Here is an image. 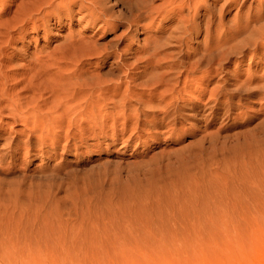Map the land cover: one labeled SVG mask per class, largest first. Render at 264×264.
<instances>
[{
    "label": "rangeland",
    "instance_id": "obj_1",
    "mask_svg": "<svg viewBox=\"0 0 264 264\" xmlns=\"http://www.w3.org/2000/svg\"><path fill=\"white\" fill-rule=\"evenodd\" d=\"M20 1L0 0V30L14 22ZM102 1L120 21L138 13V6L162 4ZM199 6L195 22L193 10L185 7L180 16L155 13L149 29L135 26L133 31L135 51L156 32L162 41L182 34L181 19L194 28L181 46L179 60L197 62V70L191 74L195 65L188 67L175 85L187 86L174 92L182 96L177 101L181 111L173 106L166 116L138 112L147 96L144 61L129 69L135 75L131 81L120 68L93 59L92 71L113 79L111 89L116 81H126L115 97L118 105L126 94L131 98L116 114L110 96L100 127L93 130L90 117L81 126L67 127L64 115L60 129L56 124L37 129L42 139L40 131L34 134L9 111L0 114V264H264V39L258 47L249 44L259 37L264 14H257L264 3L201 0ZM83 14L46 34L30 32L36 42L22 43L16 33L1 69L11 75V63L13 69L29 58L20 57L21 48L51 51L66 43L68 33L85 34L109 49L124 48L127 41L116 39L124 26L88 27ZM255 16L258 21L252 20L249 30L246 23ZM223 80L229 81L224 87ZM191 99L203 100L201 111L192 112ZM209 100L214 102L207 105ZM46 126L57 134L48 136Z\"/></svg>",
    "mask_w": 264,
    "mask_h": 264
},
{
    "label": "bare ground",
    "instance_id": "obj_2",
    "mask_svg": "<svg viewBox=\"0 0 264 264\" xmlns=\"http://www.w3.org/2000/svg\"><path fill=\"white\" fill-rule=\"evenodd\" d=\"M143 1L146 2L145 0ZM200 1L201 0H162V4L159 5V8L158 6L157 7L149 6V8L148 7L144 8L145 5L142 4L144 5L142 9L140 6H138L137 7L138 9L136 10L138 11V13H136L135 15L131 14L130 17L126 18V21L122 19L120 21V19L117 18L115 14L108 8V5L106 7L105 2H103L102 0H21L20 4L18 5L14 3L18 6L17 11L19 10V13L17 11L15 12L16 16L13 19L14 22H12L11 24H7V25L3 24L4 27L1 24L2 25L1 27L3 28H1L0 30V60L3 59L4 55L6 54L5 51H9V48H10L9 42L14 41V37H17L15 36L16 33L20 35L19 38L23 40V42L21 41L22 43L32 42L33 40L36 42V38L34 36H31L30 32L38 33L40 30H42V32L46 34L50 30V28L53 26L54 27L60 26V28H62L63 22L66 21V19H70L75 14L81 13V12H84L82 20L85 21L86 26L88 27L95 28L97 25H99L97 27L101 28L103 27V25L104 26L112 25L113 28H117V27L124 26V30L121 31L119 35L117 34L118 36L116 37V39H118L121 43L123 41H127V43L125 44L124 48H120V50H118L116 47H115L116 49L115 48L109 49L106 47L98 46L99 44L97 45V42H95L96 43L95 44L94 42L89 40L90 38L85 34L81 33V34L75 35L74 33H70V34L68 33V36L66 35L67 36L66 43L59 47L56 46L51 51L41 48V49H36L34 52H28V51H25L26 48H21L23 52L21 50L20 57H23V58H26L27 56L29 57L27 58L26 63H21L20 67L19 65H17L13 69H12L13 66L11 65H14V64L11 63L10 65L11 70L8 69L9 71H11V75L8 74V71L5 72L3 68L1 69V66H0V114L2 112H3L2 114H4V110L9 111V113H11V115L13 114L15 118L18 117L19 118L18 120L20 119L23 120L22 122L25 123L27 126H29L34 134H36L35 132L37 131L38 128H42V127L45 128V125L56 124V127L61 126L60 124L61 122L64 121L63 117L65 116L67 118V123H66L67 127H70L71 125L81 126V124L84 121H87L86 119L88 117H90L93 120L92 125H90V127L93 130L96 127H100L101 124L99 125V118H101L100 115H102L101 113H103L102 110L103 109L105 110L107 108L108 103H109L107 101L110 96L112 99V100L110 99V101L113 103L112 112L114 108L116 109L118 107L117 109L119 110V112H116V114L121 113L120 112L121 109H125V107L127 108V104H128L127 102L130 103L131 98L128 96V94H126L125 96H123L124 101H120V104L118 105L119 102L115 101V97L118 94L119 90L121 89L122 85L126 83V81L125 83H123L122 79H120L118 82L116 81L117 88L111 89L110 85L113 83L112 81L113 79L111 80V79L102 78L100 75L95 74L92 71V65H93L92 60L93 59H99L101 65L109 64L112 70L120 68L124 73H126L124 75H126L127 78H129L131 81L133 80L135 75L129 72V69H131L134 66H138L139 62L142 63L144 61L146 65L144 66V69L141 70L142 71L141 74H145V76L147 77V80L142 83V86L144 85L146 89L145 93L147 92V96H146V99L144 100L140 99L141 101L139 100V97H138V100L142 102V105L138 107V110H139L138 112L143 114V116H148L151 113L153 114L162 113V115L166 116L167 112L170 111L168 109L171 107L173 108V106L175 108L174 109L175 111L176 110L181 111L182 109L179 108L178 106L182 104L181 102L180 104L179 103L177 104V101L181 100L180 98L182 96L176 97L177 95L174 92L179 93V91L182 89L186 90L185 88L187 86L184 85V88L182 87V89L181 88L178 89V86L175 87V85L181 82V77L183 76L182 74H184V71L187 70L188 67L192 68L193 65H195L194 69H191V71H189L191 72V74H192V70L194 71L197 70V67H196L197 62H195V64L191 62L190 64L188 63L187 65V63H183L182 61L179 60L181 53H183L181 46L184 44L185 41L188 42V40H190L189 36L190 34H193L192 32L194 28L188 29V27L184 25V20L181 19L179 25L181 26L180 27L181 29H184L182 34L172 35L171 37L168 36L166 37L167 38L166 40L162 41V40L157 39L158 32H156L154 34H151L152 38L150 37L148 38V40L146 39L147 42L145 40V42L143 43V46H141L139 49L135 51L132 50L134 46L132 38L136 36L135 32L133 31L135 30L134 29L135 26H137L138 29H143V30L149 29L151 25L154 24L153 15H155V13L167 11V12H170L171 16L172 15L177 16V14L178 13L180 14V12L185 7L189 8L190 10H193V14L190 18H192L193 21L195 22V17H197L198 10H199L198 8L200 7L199 6ZM226 1L227 3L229 2L234 3V2H238L239 0H226ZM150 2H152V0ZM260 2L264 3V0H260ZM147 5L148 4H146V6ZM129 6L131 10L133 11L134 9H132V6L130 4ZM261 14L262 15L264 14V8L262 9L260 14L259 13L257 14V17H261L262 16ZM53 20H54V23L52 22ZM145 20H148V21L150 20V22L148 24L147 23L142 24V22H144ZM252 20L258 21L256 19V16L254 17V19L249 17L246 23V26L248 27V29H249V24L252 23ZM192 24L194 25V23ZM260 26H259L260 28L258 27L259 31H257L258 32L257 36L259 37L257 39L251 38L250 43L248 42L250 46L256 45L258 47L260 46L261 40L264 39V23L263 24L261 23ZM31 29L32 31H30ZM188 30L191 31L190 34L188 33L189 32ZM241 30L242 29H239V31ZM255 30L257 29L255 28ZM55 33L57 36L63 37V34H60V32H55ZM171 42H173L174 44L171 45ZM11 52H12V56L14 54L17 55V52L15 50H12ZM192 53L187 52V56L192 57V55H194L195 52L193 54ZM238 54L240 53L238 52ZM243 55H245V52ZM134 57H135L134 61L133 59L131 60V58H134ZM110 58H112L113 60L110 61ZM129 60H131L132 62ZM197 60H199V58ZM2 65L4 64L2 63ZM204 72H207V71L204 70ZM246 78H247L246 80L249 81L250 78L249 79L248 77ZM263 79H264V76H263ZM172 81H174V83H172ZM263 81L261 83H263ZM222 82H223L221 84L222 87L226 86L229 83V81L227 80H223ZM19 83H20V87L16 88V85ZM236 84H240L239 81ZM248 85L250 84H247V86ZM163 86L165 87V90L159 91L161 88H164ZM225 88L229 89L227 87ZM210 91H211V96H214L213 95L214 91H212V89ZM219 93H218V96H219ZM223 95H227V93L226 94L224 93ZM215 98H214V101H215ZM211 99H213V97ZM190 101L193 104H195L194 107H192L191 109L192 112L197 113L198 111L202 110L201 106L204 105L203 100L192 101L191 99ZM209 101L207 102V105H211V103L214 102V101L213 102L211 101L209 102ZM98 102L100 103V105H101V102H104L101 105V108L99 107ZM182 102L184 101L182 100ZM57 111L61 113L59 112H58L59 114L55 113ZM180 114L181 113H179V115ZM112 115L114 114L111 113V116ZM102 119L100 120V123H102ZM169 120H170V116H169ZM166 122L169 124L171 123L168 121ZM172 124H175V123H171V125ZM102 126L104 127V125ZM83 127H80V130L83 131ZM48 129L50 130V127ZM54 129H52L53 133H55V131L57 130V129L56 130ZM58 129H60V127ZM49 130L47 131V126H46V132H49ZM68 131H69V128H68ZM37 132L40 133V135L38 136L42 138L41 134L43 132L41 133V129H39ZM50 132L52 133V131ZM50 132L47 134L48 136L49 134H51ZM53 133L51 135H53ZM77 136L80 138V140L82 139L80 134ZM44 137H47L46 134ZM72 138H74V135ZM32 264H33V261H32Z\"/></svg>",
    "mask_w": 264,
    "mask_h": 264
}]
</instances>
